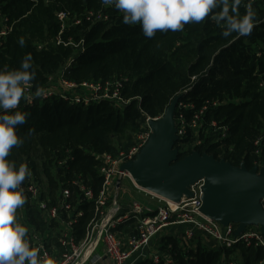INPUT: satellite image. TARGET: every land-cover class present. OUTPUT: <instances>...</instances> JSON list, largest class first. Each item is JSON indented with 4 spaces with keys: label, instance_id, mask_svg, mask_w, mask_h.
Segmentation results:
<instances>
[{
    "label": "trees",
    "instance_id": "obj_1",
    "mask_svg": "<svg viewBox=\"0 0 264 264\" xmlns=\"http://www.w3.org/2000/svg\"><path fill=\"white\" fill-rule=\"evenodd\" d=\"M248 3L241 0V14ZM251 4L256 23L247 36L235 32L225 35V19L217 22L206 17L200 23L186 24L182 31L157 30L148 38L138 24H123V14L104 0H0V31L10 28L0 39V70H22L24 55L31 54L36 75L28 84L34 93L37 86L51 88L63 74L78 84L123 81L122 96L130 100L119 108L108 100L83 105L60 96L47 100L35 96L28 101L24 93L17 108L7 110L28 115L24 124L16 125L23 143L13 146L6 159L16 167L25 162L43 198L51 204L65 189L70 191V202L82 212L73 224L78 240L98 216L95 201L84 199L75 182L97 196L104 180L96 155H115L119 150L112 143L113 136L144 131L147 119L162 117L176 98L175 116L181 112L187 120L207 103H219L209 105L204 112L198 134L190 130L175 144L178 161L197 151L248 170L254 169L259 159L264 169V0H251ZM220 10L218 6L213 11ZM59 11L69 13L63 31L56 16ZM70 41L72 44L66 46ZM69 62L72 64L66 68ZM212 122L228 128L224 138L210 129ZM29 129L33 131L29 133ZM197 137L200 141L188 147ZM260 137L262 146L257 155L255 143ZM32 220L39 227L35 212ZM132 223L135 221L117 229L119 237L135 233L126 229ZM178 229L176 235L167 231L155 242L171 253L173 264H221L224 259H233L230 256L235 250L244 248V261L238 260V264L264 260L261 247L238 244L209 249L202 246L199 236L183 250L182 228ZM143 262L165 264L163 259L155 263L147 258L139 264Z\"/></svg>",
    "mask_w": 264,
    "mask_h": 264
},
{
    "label": "built area",
    "instance_id": "obj_2",
    "mask_svg": "<svg viewBox=\"0 0 264 264\" xmlns=\"http://www.w3.org/2000/svg\"><path fill=\"white\" fill-rule=\"evenodd\" d=\"M56 16L63 31L69 20V13L59 11ZM9 31L10 28L4 27L0 31V39L5 37ZM61 43V39L58 38V44ZM70 44H72L71 41L65 43L66 46ZM71 64L69 62L66 68ZM57 82L62 89L61 92L57 88L51 87L43 90V94L39 98L47 100L54 96H60L73 104L83 105L108 100L119 108L130 102L122 96L124 83L120 80L78 84L66 80L62 74ZM24 93L28 101L35 97L31 84L24 85ZM209 105L218 106L219 103L216 101L207 103L191 120H187L181 112L177 118L175 116L176 143L185 139L190 130L198 134L202 128V116ZM162 117L148 118L147 128L137 136L136 142L128 150H119L115 155L111 153L96 155V159L100 161L99 173L104 180L97 196L94 195L92 189L82 183L75 182L84 199L95 201V210L98 216L89 224L86 234L81 240L75 236L73 224L82 215V212H77L76 207L70 202V191L65 189L57 202L51 204L49 200L43 198L42 189L35 178L30 176L25 179L21 187L26 196V203L22 208L17 209V219L28 228L26 238L29 239L30 246L38 247L41 253L47 251L56 264H97L104 256L109 258L113 264H135V254L149 249L165 231L173 227L177 229L181 227L183 243L189 244L200 234H205L217 240L220 247L231 248L243 244L247 247H261L264 251V234L258 225L254 224L255 227L248 225L241 229L240 224L238 227H235L233 222L225 225L209 217L202 211L203 193L199 197H194L193 194L191 197L184 195L183 198L175 201L137 186L140 191L157 199L159 207L152 209L134 204L127 213L120 211L117 194L121 183L125 179L134 180L128 167L137 160L153 135L150 122L160 120ZM209 127L213 132L219 133L221 138H224L228 131L226 126H221L217 122H212ZM255 145L258 147L256 154L260 155L262 137L257 139ZM109 200L112 201L111 207H108ZM261 204L264 207V200L261 201ZM32 212L39 216V227L32 220ZM132 220L136 225L135 233L126 238L119 237L117 229ZM150 259L155 263H159L162 259L165 264L174 262L171 257L160 253H153ZM221 264H238V261L224 259ZM258 264H264V260Z\"/></svg>",
    "mask_w": 264,
    "mask_h": 264
},
{
    "label": "clouds",
    "instance_id": "obj_3",
    "mask_svg": "<svg viewBox=\"0 0 264 264\" xmlns=\"http://www.w3.org/2000/svg\"><path fill=\"white\" fill-rule=\"evenodd\" d=\"M104 3L123 14V24H138L148 38L157 30L182 31L186 24L200 23L206 17L217 22L225 19V35L235 32L237 36H247L256 23L251 0L243 14L239 12L241 0H104ZM218 6L221 10L214 12ZM19 43L24 44L22 38ZM20 69L0 70V264H56L47 251L41 253L38 247L30 246L26 238L28 228L17 219V209L26 203L21 186L32 173L25 162L16 167L6 157L13 146L23 143L16 125L24 124L28 113L7 110L17 108L24 96V85L35 79L31 54L24 55ZM42 94L43 89L37 86L34 95ZM32 131L29 129V133Z\"/></svg>",
    "mask_w": 264,
    "mask_h": 264
},
{
    "label": "water",
    "instance_id": "obj_4",
    "mask_svg": "<svg viewBox=\"0 0 264 264\" xmlns=\"http://www.w3.org/2000/svg\"><path fill=\"white\" fill-rule=\"evenodd\" d=\"M178 98L160 120L150 126L153 135L137 160L129 165L137 186L165 198L191 197L190 187L204 181L202 211L223 223L240 222L241 229L255 224L264 234V173L235 167L197 151L178 161L175 148V112Z\"/></svg>",
    "mask_w": 264,
    "mask_h": 264
},
{
    "label": "rangeland",
    "instance_id": "obj_5",
    "mask_svg": "<svg viewBox=\"0 0 264 264\" xmlns=\"http://www.w3.org/2000/svg\"><path fill=\"white\" fill-rule=\"evenodd\" d=\"M3 25V20L0 17V27H2ZM57 88V90L59 92L62 91V89L59 87V83L55 82L52 86V88ZM90 93V91H89ZM177 107V106H176ZM143 132H137V133H130L129 131H125L121 134H118L116 136L112 137V143L115 146L116 150H122V149H127L128 147L132 146L137 139V136L140 135ZM198 141H200V138L197 137V139H195V141L193 140V142L188 144V147H194ZM254 169L257 170V174L260 176L261 174L264 173V169L262 168V163L261 161L258 159H256V163L254 166ZM203 185H204V181H199L196 184H194L193 186L190 187V191L192 192L194 197H199L201 196V194L203 193ZM178 198H183V196H178ZM264 200V197L261 199V201ZM117 203L120 207V211L122 213H127L130 209H132V207L134 206V204H140L143 207H149L152 209H157L159 207V203L157 201V199H153L151 195L149 194H145L144 192H140L137 189V184L135 183L134 180L132 179H125L122 181L121 186H120V190L117 194ZM112 206V201L109 200L108 202V207ZM109 209V208H108ZM239 224L241 225L240 222L236 223L233 222V225L235 227H238ZM251 227H255L254 223L250 225ZM136 227V226H135ZM131 232H133L135 230V228H130ZM169 233H177L179 231V229H177L176 227H173L171 229L168 230ZM168 233L167 231H165V233H163L162 235ZM181 234V233H179ZM169 235V234H168ZM201 238V242H202V246H207L209 247V249H218L220 247V243L217 242V240L211 238L208 235L205 234H200L199 236ZM194 245H197V241L194 242ZM190 243H183L181 249L183 250H188L190 248ZM247 247V246H246ZM151 248V247H150ZM152 249H153V253H160L164 256H172L171 253L166 250V249H162L160 247V243L157 245V243H154L152 245ZM245 248L244 249H237L233 252V255L230 256V259H237V261L239 260L240 262L244 261V255H245ZM148 256V255H147ZM109 259V258H108ZM136 260V264L141 263L143 260L142 258H137ZM144 264H147V262H143Z\"/></svg>",
    "mask_w": 264,
    "mask_h": 264
},
{
    "label": "crops",
    "instance_id": "obj_6",
    "mask_svg": "<svg viewBox=\"0 0 264 264\" xmlns=\"http://www.w3.org/2000/svg\"><path fill=\"white\" fill-rule=\"evenodd\" d=\"M140 192H142V191H140ZM134 225L135 224L132 223L129 226H127V228H126L127 229V232L128 231L131 232L130 228H132V230H133V228H135ZM174 234L176 235V233H174ZM152 251H153V249H152V246H151V248L145 249V250H143V251L135 254V256H134L135 258L134 259H137V258H142V259L150 258L151 255L153 254ZM99 254H101V252H99ZM97 264H113V263H112V261L110 259H108L107 257L104 256Z\"/></svg>",
    "mask_w": 264,
    "mask_h": 264
}]
</instances>
